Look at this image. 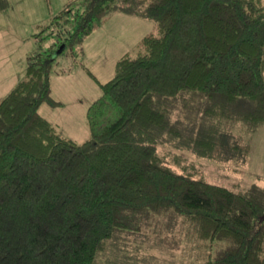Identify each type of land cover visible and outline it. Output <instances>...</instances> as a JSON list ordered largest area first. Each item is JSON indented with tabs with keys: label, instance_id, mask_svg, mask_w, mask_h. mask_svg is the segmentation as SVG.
<instances>
[{
	"label": "trees",
	"instance_id": "1",
	"mask_svg": "<svg viewBox=\"0 0 264 264\" xmlns=\"http://www.w3.org/2000/svg\"><path fill=\"white\" fill-rule=\"evenodd\" d=\"M114 1L68 0L40 22L32 33L40 48L0 99V264H94L119 230L153 214L195 233L208 247L202 264H264V183L195 177L158 151L195 113L202 125L189 144L206 156L227 122L244 121L248 131L264 123V0H138L156 26L109 79L88 69L102 92L87 109L91 136L80 142L39 107L62 104L52 73L84 52ZM8 5L0 0V10Z\"/></svg>",
	"mask_w": 264,
	"mask_h": 264
},
{
	"label": "rangeland",
	"instance_id": "2",
	"mask_svg": "<svg viewBox=\"0 0 264 264\" xmlns=\"http://www.w3.org/2000/svg\"><path fill=\"white\" fill-rule=\"evenodd\" d=\"M8 1L9 5L0 10V99L24 77L27 55L40 48L32 35L40 28L38 24L48 22L68 2ZM143 8L138 0H115L102 23L86 36L84 52L71 59V68L52 73V94L62 104L44 102L39 110L64 136L80 142L91 136L87 109L102 89L88 69L105 81L114 75L116 60L123 53L137 54L140 38L156 26L155 19L144 14ZM50 41L45 39L43 48ZM246 105L247 99L241 97L235 109L239 112ZM178 114L182 116L179 107L174 116ZM182 121V134L164 135L158 145L166 164L234 188L264 183V123L248 131L244 121L227 122L221 146L213 156H206L196 153L189 144L200 132L202 114ZM118 232L109 248L97 254L94 264H202L208 250L180 218L174 223L165 214L132 219L128 229Z\"/></svg>",
	"mask_w": 264,
	"mask_h": 264
},
{
	"label": "crops",
	"instance_id": "3",
	"mask_svg": "<svg viewBox=\"0 0 264 264\" xmlns=\"http://www.w3.org/2000/svg\"><path fill=\"white\" fill-rule=\"evenodd\" d=\"M71 64H72V60H69V59H63L62 61H61V63H60V65H62L63 66V68H64V70L66 69H69V68H71ZM54 72H59V70H56V71H54ZM54 72H53V74H54ZM62 72V71H61ZM60 73V72H59ZM42 113V112H41ZM43 114V113H42ZM44 115V114H43Z\"/></svg>",
	"mask_w": 264,
	"mask_h": 264
}]
</instances>
